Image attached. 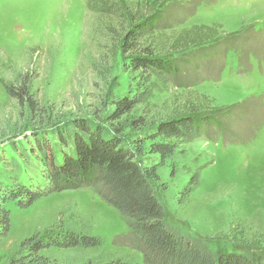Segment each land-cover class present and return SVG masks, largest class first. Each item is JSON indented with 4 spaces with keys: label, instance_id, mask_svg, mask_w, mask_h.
I'll return each mask as SVG.
<instances>
[{
    "label": "rangeland",
    "instance_id": "rangeland-1",
    "mask_svg": "<svg viewBox=\"0 0 264 264\" xmlns=\"http://www.w3.org/2000/svg\"><path fill=\"white\" fill-rule=\"evenodd\" d=\"M125 13L155 19L152 34L142 38L146 46L184 45L173 42L189 37L182 33L192 27L215 34L210 43L172 52L176 75L152 72L149 96L130 117L143 116L152 126L183 107L204 108L195 114L207 117L200 138L183 140L161 164L149 155L141 162L154 171V191L176 238L215 257L238 251L248 263L264 264V0H0V154L13 146L26 153V143L46 132L55 142L49 131L75 119L107 129L111 101L138 95L145 77L125 70L119 51L134 25ZM20 77L30 82L35 113L5 92ZM42 123L51 126L44 133ZM113 125L123 129L124 118ZM150 129L123 130L124 140L131 144ZM68 154L66 148L54 151L58 164ZM32 167L29 175L15 176L0 165L22 187L34 182L45 193L26 209L5 205L10 228L0 239V264L28 257V249L19 248L26 238L44 244L65 234L97 246L48 247L37 256L43 264H144L140 237L105 202L101 184L55 192L41 165ZM193 176L198 185L191 189ZM12 186L13 180L0 178V202Z\"/></svg>",
    "mask_w": 264,
    "mask_h": 264
},
{
    "label": "trees",
    "instance_id": "trees-1",
    "mask_svg": "<svg viewBox=\"0 0 264 264\" xmlns=\"http://www.w3.org/2000/svg\"><path fill=\"white\" fill-rule=\"evenodd\" d=\"M124 16L130 17L128 19L134 25L128 27L121 38L119 51L125 57L124 69L138 73L140 78L145 77L138 84V95L111 101L104 118L105 124L110 125L107 129L88 119H75L65 122L61 128L49 131L55 141L52 142L47 137L48 132L44 133L51 126L42 123L40 129L44 135H34L32 142L26 143V153L14 146L10 147L11 153L0 154V165L5 169L10 168L15 176L21 172L29 175L32 166L33 170L34 165L38 169L41 165L42 169L39 170L43 179L55 192L101 184L107 191L105 202L124 216L132 231L140 237L144 264H253L248 263L238 251H234L232 255L219 254L215 257L191 240L176 238L166 227L165 210L154 191L157 184L154 171L145 168L141 162V158L149 155L158 157L161 164L173 156L183 140L200 138L207 117L202 118L195 114L204 108L198 110L183 107L177 111V115L164 118L152 126H147L143 116L138 119L130 117L149 96L146 84L152 72L161 78L176 75V67L170 58L172 52L183 51L186 46L185 49H188L190 46L210 43L215 40V34L200 33L201 30L210 32L205 26L192 27L182 33L189 37L183 36L182 40L173 42H187L184 45L177 47L165 42L155 47L157 44L152 41L146 46L142 38L146 32L152 34L151 26L155 19L152 16L147 19L138 18L128 13ZM18 82L16 87L5 85V92L16 100L20 108L26 105L31 113H35L38 109L30 94V82L26 77H20ZM43 114L45 115V111ZM123 118V129L113 125ZM149 127L150 133L140 135V139L136 138L131 144L125 142L123 130L134 133ZM146 143L148 144L145 145ZM63 148L68 149L69 154L62 155V161L58 164L54 151L60 153ZM37 155L42 156V159L37 158ZM4 172L0 170V178L13 180V186L5 193V197L2 196L3 201L0 202V239L7 236L10 228L5 205L14 202L18 208L26 209L45 194L42 189L33 187L34 182L29 188L22 187L15 177ZM34 180L35 178L32 181ZM189 183L191 189L196 188L198 177L193 176ZM190 190L182 196L189 195ZM80 246L93 248L97 246V242L85 236L65 234L44 240L43 244L42 241L34 242L31 236L24 239L19 246L20 249H28V257L19 261L12 260L11 264H43L42 258L38 259L37 256L48 247L68 249Z\"/></svg>",
    "mask_w": 264,
    "mask_h": 264
}]
</instances>
